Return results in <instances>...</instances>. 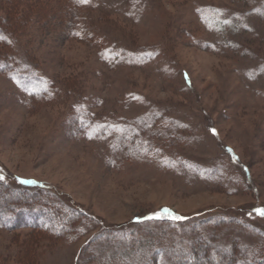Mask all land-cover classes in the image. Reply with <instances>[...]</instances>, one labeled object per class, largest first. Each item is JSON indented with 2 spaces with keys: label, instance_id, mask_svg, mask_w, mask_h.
<instances>
[{
  "label": "rangeland",
  "instance_id": "rangeland-1",
  "mask_svg": "<svg viewBox=\"0 0 264 264\" xmlns=\"http://www.w3.org/2000/svg\"><path fill=\"white\" fill-rule=\"evenodd\" d=\"M0 176V264H264V0H0Z\"/></svg>",
  "mask_w": 264,
  "mask_h": 264
},
{
  "label": "trees",
  "instance_id": "trees-1",
  "mask_svg": "<svg viewBox=\"0 0 264 264\" xmlns=\"http://www.w3.org/2000/svg\"><path fill=\"white\" fill-rule=\"evenodd\" d=\"M3 32L6 33V32H5V29L3 30ZM3 206H4V205H3ZM1 207H2V206H0V208H1ZM3 208H4V210H6V211H7V210H12L11 208H7L6 206L3 207ZM1 209H2V208H1ZM26 209H27V208H26ZM28 209H30V208H28ZM2 211H3V210H2ZM6 211H5V212H6ZM3 213H4V211H3ZM4 214H5V213H4ZM6 214H7V213H6ZM32 227H41V226L38 225L37 223H34V224L32 225Z\"/></svg>",
  "mask_w": 264,
  "mask_h": 264
},
{
  "label": "snow or ice",
  "instance_id": "snow-or-ice-1",
  "mask_svg": "<svg viewBox=\"0 0 264 264\" xmlns=\"http://www.w3.org/2000/svg\"><path fill=\"white\" fill-rule=\"evenodd\" d=\"M82 2H87V0H82ZM213 133H215V129H212ZM3 177L0 176V180H2ZM25 183H27L28 181H24ZM259 212L260 215H264V210H257Z\"/></svg>",
  "mask_w": 264,
  "mask_h": 264
}]
</instances>
